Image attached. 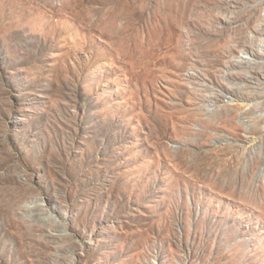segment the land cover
Segmentation results:
<instances>
[{
    "label": "rangeland",
    "instance_id": "1",
    "mask_svg": "<svg viewBox=\"0 0 264 264\" xmlns=\"http://www.w3.org/2000/svg\"><path fill=\"white\" fill-rule=\"evenodd\" d=\"M0 264H264V0H0Z\"/></svg>",
    "mask_w": 264,
    "mask_h": 264
}]
</instances>
